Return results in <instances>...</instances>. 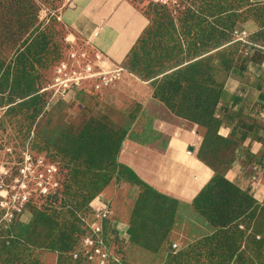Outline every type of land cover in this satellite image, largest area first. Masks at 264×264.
I'll list each match as a JSON object with an SVG mask.
<instances>
[{"label": "rangeland", "instance_id": "rangeland-1", "mask_svg": "<svg viewBox=\"0 0 264 264\" xmlns=\"http://www.w3.org/2000/svg\"><path fill=\"white\" fill-rule=\"evenodd\" d=\"M130 1L147 15L150 24L124 63H114L107 56L100 62L105 71L124 68V75L103 94L69 104L52 98L44 86L50 83L74 34L62 16L76 0H0V149H14L13 160L18 162L20 151L31 146L54 157L63 170L60 188L47 200L31 206L13 225L1 224L0 219V264H69L68 255L85 234L87 219L99 201L110 205L109 218L126 222L119 226L110 219L108 224L121 236L114 239V246L128 263L237 264L244 259L239 264H264V194L260 186L253 182L248 187V180L235 183L243 192L242 200L235 202V218L227 225L214 226L194 206H180L165 194L145 193L123 179L117 180L122 169L114 157L116 142L126 129L121 126V114L116 123L104 102V93L111 101L110 95L117 90L124 94L125 102H132L138 79L149 82L154 98L168 105L163 99L170 92L176 96V91L153 80L191 63L186 101L179 103L178 98L176 106L188 109L182 111L186 116L216 128L210 116L204 117L199 109L201 98H207L206 89L223 86L237 62L245 59L246 50L250 60L262 56L264 1ZM250 4L257 5L248 9ZM251 24L258 26L256 32L250 30ZM244 31L247 38L242 36ZM22 57L32 65H27L25 78L33 88L25 98L10 88L15 75L24 74ZM11 94L13 101L9 102ZM23 100L28 101L20 106ZM217 111L218 106L216 115ZM217 131L212 129L204 157L224 172L233 144L222 136L220 128ZM86 145L95 146V151H87ZM237 150L235 146V159ZM172 209L175 222H171ZM175 242L177 249L172 247Z\"/></svg>", "mask_w": 264, "mask_h": 264}, {"label": "crops", "instance_id": "crops-1", "mask_svg": "<svg viewBox=\"0 0 264 264\" xmlns=\"http://www.w3.org/2000/svg\"><path fill=\"white\" fill-rule=\"evenodd\" d=\"M76 3L63 13L66 26L80 41H93L97 50L114 63H124L130 57L150 24L147 15L130 0ZM257 28L251 24L250 30L256 32ZM261 59H251L245 69L237 62L222 86L217 117L220 133L233 144L234 161L226 178L234 184L248 180V187L255 182L264 194V56ZM136 82L140 84L132 91V102H125L118 90L112 91L111 101L104 93L108 113L116 123L121 114V126L128 132L118 163L157 193L177 199L180 206L193 207L194 198L214 176V171L199 159L206 130L177 117L156 100L149 82ZM112 220L119 226L126 225L122 220Z\"/></svg>", "mask_w": 264, "mask_h": 264}, {"label": "built area", "instance_id": "built-area-1", "mask_svg": "<svg viewBox=\"0 0 264 264\" xmlns=\"http://www.w3.org/2000/svg\"><path fill=\"white\" fill-rule=\"evenodd\" d=\"M161 1L158 0L165 4L169 0ZM242 36L247 38V32H242ZM249 56L246 50L244 57L247 59ZM102 58L104 54L97 50L93 41L81 42L77 35H70L65 53L44 91L49 90L58 102L69 104L83 101L87 96L103 94L122 78L125 69L105 71L100 63ZM13 151L6 147L0 149V219L5 225H13L26 215L31 206L40 203V200H47L55 189L60 188L59 179L63 172L60 164L48 153L36 152L29 146L20 151V161L16 162ZM110 213V205L103 201L95 204L86 222V232L70 254L75 262L132 264L119 257L112 242L116 238L121 239V236L109 229ZM172 247L177 249L179 244L175 242Z\"/></svg>", "mask_w": 264, "mask_h": 264}, {"label": "trees", "instance_id": "trees-1", "mask_svg": "<svg viewBox=\"0 0 264 264\" xmlns=\"http://www.w3.org/2000/svg\"><path fill=\"white\" fill-rule=\"evenodd\" d=\"M255 5L257 4H250V7L248 9H252L255 7ZM243 12V10H242ZM193 16H195V14H193ZM240 16V12L238 9H236V18H238ZM258 33L255 35L257 36ZM260 52L262 53L261 55L264 56V52L260 50ZM258 55V54H257ZM260 55V56H261ZM262 56L259 58L258 56L254 57L253 60L255 59L256 62H259L258 60H262ZM25 63H23V65L21 64L20 68L21 71L24 72V74H21L20 72L17 73L15 75V78L13 79L12 83L10 84V88L12 89L13 94L16 95H23L24 98L25 96H27L28 94L31 93L33 85L31 87L30 81H28L29 79L25 78L26 73L28 72L27 65L30 64L29 60L25 57H22V59ZM250 61V59H240V64H242V69H245V65L246 63ZM18 62V61H17ZM31 65V64H30ZM191 63H184L183 67L179 68V69H175L170 73H167L165 76H163V78L159 77L156 78L155 80H153V82H156V85L158 83H160V81L165 82V84L173 86V90L176 91V96H171V92L168 93L166 99H163V101H165L168 105V109L177 117L183 118L187 121H190L191 123H194L196 125H199L200 127L204 128L206 130V134L204 137V141L201 147V150L199 152V159L201 161H203L205 164H207L213 171H214V176L212 177V179L210 180V182L203 188V190L194 198L193 201V206L196 208V210L203 215L206 220L210 223H213L214 226H217V224H226L228 221H233L232 219L235 218V202H239L240 200H242V196H243V192L237 188V186L229 181L226 178V172L232 167L233 165V157H231V159L229 160V164L228 167H226L224 172H220L218 170V168L214 165H212V163H210V161H208L204 155H205V151H206V147H207V140L209 138V136L212 133V129H214L216 132H218L217 130H219L220 126H221V121L217 118L216 115V108L219 104L220 98H221V91H222V87L218 88V89H206L207 91V98H201L202 99V105L199 106V109H201L204 113V117H209V119L213 120L215 123L212 125H215L216 128H212V126L207 125V123H202L201 120H199V118H190V116H186L185 112H188V109H179V105L176 106L177 99L180 98V102L179 103H184L185 100V96H186V90L189 89L190 85L188 83V72L190 70V66ZM32 66V65H31ZM6 81L9 80L8 77L5 78ZM170 82V84H169ZM8 85V84H7ZM13 94L9 95L8 101L12 102L13 99L12 97L14 96ZM168 98V99H167ZM183 99V100H182ZM28 100H23V102L20 104V106H23L24 104L27 103ZM174 104L173 107H170L171 104ZM201 103V102H199ZM197 103V104H199ZM178 111L180 113H176L174 112ZM182 111H185L184 113ZM182 113V114H181ZM216 115V116H215ZM214 116V117H211ZM92 123H94L93 121H91ZM87 124V123H86ZM107 127L108 126V123ZM97 128V127H95ZM110 129V128H109ZM111 130V129H110ZM112 134H114L116 132V136L118 137V133L117 131H113V129L111 130ZM122 137L117 139L118 142H116V144H118L117 147V151L114 155V157H116V163L117 166L119 168L122 169L121 172V176H119L117 178V180H125V182L133 184L135 186H138L139 188H141L143 190V192H153L154 190L151 189L147 184H145L144 182H142L136 175L135 173L130 170L129 168H127L126 166L118 163V155L121 151L122 145L128 135V132L123 131V133L121 134ZM224 139V138H223ZM223 139H221L222 141H224ZM87 149V151L91 150V151H95V146H91V145H86L84 147V149ZM89 168V167H88ZM81 169L80 166L78 167V170ZM93 168H89L88 170L92 171ZM78 172V171H76ZM156 192V191H155ZM157 193V192H156ZM165 199H168L165 196ZM177 204H179V201L176 199L174 200ZM138 207V205L136 206V208ZM177 207V206H176ZM135 208V210H136ZM135 210L133 212V219L132 221H134L135 219ZM171 211H173V215H172V221L171 222H175V216H174V209H172ZM229 222V223H230ZM227 223V224H229ZM226 224V225H227ZM232 231V229H228V231ZM227 231V232H228ZM86 232V229H85ZM81 240V237L78 238L76 240V245L74 247V249L78 246L79 241ZM113 244L115 242V240L112 241ZM234 252H231L229 258H233L234 256ZM181 256H178L176 258V260L179 258L180 259ZM68 259H69V264H78L77 262H75L72 258V256L69 254L68 255ZM244 260V259H242ZM239 260V261H242ZM239 261L237 260V264H239ZM243 264V263H242Z\"/></svg>", "mask_w": 264, "mask_h": 264}, {"label": "clouds", "instance_id": "clouds-1", "mask_svg": "<svg viewBox=\"0 0 264 264\" xmlns=\"http://www.w3.org/2000/svg\"><path fill=\"white\" fill-rule=\"evenodd\" d=\"M246 59V58H245ZM247 59H249V58H247Z\"/></svg>", "mask_w": 264, "mask_h": 264}, {"label": "water", "instance_id": "water-1", "mask_svg": "<svg viewBox=\"0 0 264 264\" xmlns=\"http://www.w3.org/2000/svg\"><path fill=\"white\" fill-rule=\"evenodd\" d=\"M192 149V148H191Z\"/></svg>", "mask_w": 264, "mask_h": 264}]
</instances>
